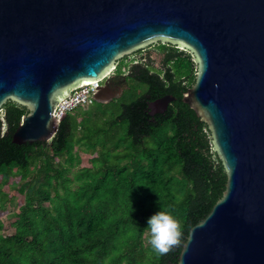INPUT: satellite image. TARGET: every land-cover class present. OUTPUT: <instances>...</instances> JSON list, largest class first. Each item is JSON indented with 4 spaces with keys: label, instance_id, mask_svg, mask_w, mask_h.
I'll return each instance as SVG.
<instances>
[{
    "label": "water",
    "instance_id": "water-1",
    "mask_svg": "<svg viewBox=\"0 0 264 264\" xmlns=\"http://www.w3.org/2000/svg\"><path fill=\"white\" fill-rule=\"evenodd\" d=\"M157 42L192 52L181 99L208 124L226 172L177 264H264V0H0V111L8 99L28 109L12 141L50 140L73 88ZM114 95L99 86L94 99ZM174 99L149 101V113Z\"/></svg>",
    "mask_w": 264,
    "mask_h": 264
},
{
    "label": "trees",
    "instance_id": "trees-1",
    "mask_svg": "<svg viewBox=\"0 0 264 264\" xmlns=\"http://www.w3.org/2000/svg\"><path fill=\"white\" fill-rule=\"evenodd\" d=\"M161 49L159 69L149 62L129 67L124 93L135 96L74 108L48 141L14 143L28 109L3 104L0 179L18 182L7 191L0 182V209L16 193L22 201L14 231L0 232V264H177L190 227L222 196L226 172L208 124L181 99L195 78L192 52ZM165 94L175 99L151 115L148 102ZM78 150L88 164H77ZM157 210L183 229L181 244L166 254L143 242Z\"/></svg>",
    "mask_w": 264,
    "mask_h": 264
},
{
    "label": "rangeland",
    "instance_id": "rangeland-1",
    "mask_svg": "<svg viewBox=\"0 0 264 264\" xmlns=\"http://www.w3.org/2000/svg\"><path fill=\"white\" fill-rule=\"evenodd\" d=\"M162 57H163V51H162L160 46H153L150 52H146V62H149L151 66H153L157 69H159V67H162L160 64ZM135 58L136 57L119 60L117 72L122 71L125 74H127L128 63L132 59H135ZM140 86L143 87V85H141V84H140ZM127 88H128V84H127ZM135 95L136 94L133 93V91L127 90L121 97L117 98L115 101H110V102L111 103L112 102L118 103L119 100H121V98L123 96H126V98H128L130 96H135ZM99 105H100V103L95 101L93 104L89 105L88 107L94 108V107H97ZM77 153L79 154V160L77 161L78 165L80 164V166H81V165H85V164L89 163V161H88L89 157L86 156V154L82 150H78ZM74 171H76L75 167L72 168L71 174ZM0 182H2L1 185H2L3 190L7 191V190L11 189L12 185H14L18 182V178L9 177L8 179L5 180V178L3 177L2 179H0ZM21 201H22V198L18 195V193H16V194H14L12 201L7 203L5 209H0V222H1L0 232L1 233L11 234L14 231L13 222L16 218H14L13 212L18 211V206L20 205ZM148 240H149V233H148V231H146L143 235V242L145 245H149Z\"/></svg>",
    "mask_w": 264,
    "mask_h": 264
},
{
    "label": "clouds",
    "instance_id": "clouds-1",
    "mask_svg": "<svg viewBox=\"0 0 264 264\" xmlns=\"http://www.w3.org/2000/svg\"><path fill=\"white\" fill-rule=\"evenodd\" d=\"M148 243L152 250L166 254L181 244V223L167 210H157L147 218Z\"/></svg>",
    "mask_w": 264,
    "mask_h": 264
},
{
    "label": "built area",
    "instance_id": "built-area-1",
    "mask_svg": "<svg viewBox=\"0 0 264 264\" xmlns=\"http://www.w3.org/2000/svg\"><path fill=\"white\" fill-rule=\"evenodd\" d=\"M104 77L80 84L73 88L66 97L61 99L56 104L54 109V115L56 118L60 120L67 112L72 111L78 106L86 108L93 104L95 102L94 94L99 88Z\"/></svg>",
    "mask_w": 264,
    "mask_h": 264
},
{
    "label": "flooded vegetation",
    "instance_id": "flooded-vegetation-1",
    "mask_svg": "<svg viewBox=\"0 0 264 264\" xmlns=\"http://www.w3.org/2000/svg\"><path fill=\"white\" fill-rule=\"evenodd\" d=\"M168 45H172V44L162 43V42L153 43V44L147 45L145 47H142V48L134 51L130 55H126L124 58H122L120 60L136 57L135 59H132L128 63V68H127V74H128L129 73L128 70H129V67L131 65L139 64V63H144L146 65V52H150L153 46L163 47V46H168ZM117 67H118V63L116 65V68L114 69V71L111 72L110 74H108L106 77H104V79L102 80V82L100 84L101 88L106 87L108 89L115 91V95L110 99V101L116 100L117 98L121 97L122 94L124 93V91L127 89V83H126L127 74H125L124 72H122V73L117 72ZM121 89H122V93L120 95H118V92ZM105 96L109 97L110 94L106 93ZM110 101H108V102H110Z\"/></svg>",
    "mask_w": 264,
    "mask_h": 264
}]
</instances>
